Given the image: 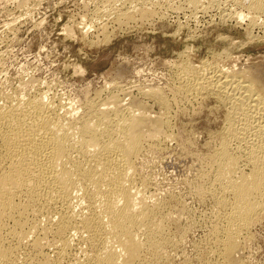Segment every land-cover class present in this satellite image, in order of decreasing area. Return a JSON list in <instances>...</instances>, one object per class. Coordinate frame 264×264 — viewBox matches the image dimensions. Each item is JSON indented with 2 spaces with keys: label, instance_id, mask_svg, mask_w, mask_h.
Wrapping results in <instances>:
<instances>
[{
  "label": "bare ground",
  "instance_id": "1",
  "mask_svg": "<svg viewBox=\"0 0 264 264\" xmlns=\"http://www.w3.org/2000/svg\"><path fill=\"white\" fill-rule=\"evenodd\" d=\"M97 1L106 9L97 8L92 20L107 40L109 23L163 16L173 0ZM219 1L187 2L196 15ZM248 1L247 16L238 11L246 0H227L221 18L236 14L239 22L248 17L250 27L259 25L264 0ZM192 62L176 67V98L197 104L213 96L227 109L219 145L200 167L204 181L198 177L193 192L216 202L209 240L221 263L240 264V240L264 213V68ZM120 91L102 104L87 101L80 113L45 94L0 90V264H163L168 248L184 239V206L148 196L139 165L146 151H161L174 136L170 99L141 91L164 110L152 116L143 100L127 91L120 98Z\"/></svg>",
  "mask_w": 264,
  "mask_h": 264
},
{
  "label": "rangeland",
  "instance_id": "2",
  "mask_svg": "<svg viewBox=\"0 0 264 264\" xmlns=\"http://www.w3.org/2000/svg\"><path fill=\"white\" fill-rule=\"evenodd\" d=\"M187 1L173 0L171 7L161 9L165 15L148 21L136 19L122 27L109 23L106 32L113 36L106 40L92 20L97 8L106 9L97 0H0V90L21 96L45 94L81 113L87 101L102 104L122 89L120 98L128 92L143 100L152 116L164 110L143 92L162 91L171 102L168 131L174 136L161 151H146L139 165L150 186L148 196L174 198L184 206L185 212L179 214L180 219L185 216L179 221L184 239L175 249L168 248L169 259L163 264H223L217 246L209 240L219 213L216 202L211 196H197L193 186L203 180L199 173L219 145L227 109L213 96L199 104L178 100L173 90L176 67L186 61H212L264 68V18L254 27L248 17L239 22L236 14L234 20H224L221 17L230 8L227 0L195 15ZM243 4L238 11L247 16L249 1ZM102 15L106 21L107 14ZM86 29L90 30L84 35ZM260 218L240 240L236 253L240 264H264V213Z\"/></svg>",
  "mask_w": 264,
  "mask_h": 264
}]
</instances>
